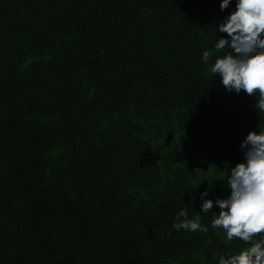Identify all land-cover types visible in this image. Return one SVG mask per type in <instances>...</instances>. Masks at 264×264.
I'll return each instance as SVG.
<instances>
[{
	"label": "trees",
	"instance_id": "obj_1",
	"mask_svg": "<svg viewBox=\"0 0 264 264\" xmlns=\"http://www.w3.org/2000/svg\"><path fill=\"white\" fill-rule=\"evenodd\" d=\"M227 14L219 0H0V264H216L248 247L211 227L215 206L207 232L172 227L200 211L196 193L229 195L241 141L264 131L257 99L201 63L231 52L215 49Z\"/></svg>",
	"mask_w": 264,
	"mask_h": 264
},
{
	"label": "clouds",
	"instance_id": "obj_2",
	"mask_svg": "<svg viewBox=\"0 0 264 264\" xmlns=\"http://www.w3.org/2000/svg\"><path fill=\"white\" fill-rule=\"evenodd\" d=\"M219 10L228 12L216 26L226 35L218 38L215 49L230 48L231 52L209 64L212 52L205 50L201 63L209 65L210 75H219L225 91L255 97V108L264 111V0H219ZM240 147L243 162L232 167L224 179L229 195L213 200L208 198L210 189L205 188L192 197L202 201L200 211L190 218L182 208L172 224L177 232H207L201 214L218 208V214L212 213L211 227L221 229L226 240L238 239L248 247L219 254L216 264H264V131L250 130Z\"/></svg>",
	"mask_w": 264,
	"mask_h": 264
},
{
	"label": "rangeland",
	"instance_id": "obj_3",
	"mask_svg": "<svg viewBox=\"0 0 264 264\" xmlns=\"http://www.w3.org/2000/svg\"><path fill=\"white\" fill-rule=\"evenodd\" d=\"M223 191V193L225 192V190H222Z\"/></svg>",
	"mask_w": 264,
	"mask_h": 264
}]
</instances>
